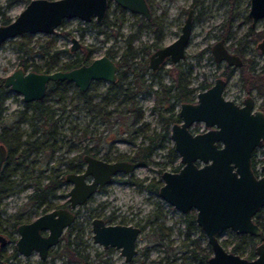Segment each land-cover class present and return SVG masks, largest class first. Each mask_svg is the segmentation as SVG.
<instances>
[{"label": "rangeland", "instance_id": "374dc122", "mask_svg": "<svg viewBox=\"0 0 264 264\" xmlns=\"http://www.w3.org/2000/svg\"><path fill=\"white\" fill-rule=\"evenodd\" d=\"M26 2L27 0H0V9L4 11V16L12 19ZM149 4L152 15L158 19L157 22L162 27L160 40L162 45L176 38L187 14L186 11L192 8L194 19L188 46L185 49L186 57L177 67L171 63H165L163 70L160 71L159 79L162 80V84L170 85L176 80L178 70L190 69L189 85L195 88V93L200 91L197 86L203 79L212 82L214 76L224 68L223 62H215L210 53L212 43L222 38L229 50L240 43L243 45L245 33L250 25V21L246 19L249 11L248 0H149ZM104 17L107 23L102 24L101 21L96 22L94 19L89 22L78 18L65 19L55 28L54 33L31 34L30 44L35 45L37 49L39 44L44 45L49 39L54 41L51 48L58 52V63L51 70L57 69L63 62L82 57L85 53H89L88 61L109 53H112V58L117 59L124 53L128 43L132 48L133 61L139 59L147 61L148 55L156 49L152 44L157 40L149 26L139 29V23L142 24L140 15L132 14L122 9L113 0H108ZM0 20H2L1 16ZM251 32L257 37L253 40L251 38L253 35L248 37L246 43L253 52L261 54L257 43L264 38V18L251 28ZM71 37H75L79 42L78 49L74 51L69 50ZM18 39V36L8 38L0 45V131L1 126L4 125L10 134L14 133L15 137L22 141L32 133L34 122L27 117L30 111L24 106L21 94L5 88L2 85L3 79L11 71L22 67L20 62L23 59L27 63L30 61L36 63L39 69H43L44 62L50 59L42 56L40 52H35L29 57L21 56V53L16 50ZM29 69L30 67L27 68ZM130 78L133 77L129 73L127 80ZM234 79L235 77H231L228 81L231 92L234 90ZM159 89L158 82H155L148 89L142 87L138 90L140 93L134 102L141 108L143 115L138 123L129 129L130 133L140 126V129L134 133L133 143L122 140L128 134L119 129L120 126L127 127L133 121L134 113L130 110V103L121 92L109 91L107 82H94L85 91L86 96H80L76 92L75 85L65 87L62 85L56 92L48 94L46 102L53 110V118L57 119L55 124L60 135L57 140L54 139L53 152L47 149L44 153H38L35 156L41 167V184L45 183L43 176L52 174L56 168L66 167L65 160L62 158H71L86 147L92 148V152L97 156L110 159L129 155L142 136L159 130L157 113L151 109L153 97L155 94L157 96L154 91ZM84 99H87L88 104ZM193 126L203 128V123H194ZM79 129L83 130V140H81L82 137L79 139ZM172 145L171 141H167L166 147L155 148L147 163L139 165L126 176H120L127 179L126 182L122 180L109 182L93 194L87 205L81 206L82 213L77 220L87 223L86 241L91 247L89 246L86 251L91 263L105 264L96 258L95 251L101 250V247L92 243L88 230L92 212L90 208L104 204L105 210L118 215V220L126 224H137L141 230L136 239L137 253L133 258L125 262L118 250L113 249L109 264H164L166 262L164 258L167 255L169 256L168 264H198V261L192 258L190 248L194 245L190 243V239L199 241L201 246H205L207 238L202 230L198 227L188 235L179 210L159 197L156 190L151 191L145 187L156 180H159L161 184L160 173L164 169L172 170L173 166L179 164V156L169 152ZM263 159L264 153L258 149L254 156L256 170L263 163ZM69 187L70 184L57 188L49 196L50 202L64 203ZM30 194H33V188L28 186L3 197L0 202V219L4 220L8 214L20 211L25 206L29 208L30 203L27 197ZM165 231L167 235L162 239L164 243L160 244L158 234ZM235 235L231 229H224L219 233L224 248L231 251V246L238 242ZM253 249L254 243L245 242L244 249H241L238 254L245 257ZM52 263L74 264L66 259V255L50 264Z\"/></svg>", "mask_w": 264, "mask_h": 264}, {"label": "water", "instance_id": "95a60500", "mask_svg": "<svg viewBox=\"0 0 264 264\" xmlns=\"http://www.w3.org/2000/svg\"><path fill=\"white\" fill-rule=\"evenodd\" d=\"M113 1L122 9L147 19L151 17L146 0ZM107 8L108 0H29L10 22L0 23V45L22 33L42 32L49 35L65 19L78 18L85 22L94 19L100 22ZM248 10L253 25L264 16V0H250ZM182 24L177 38L149 56L151 67L157 66L166 57L173 63L184 57L192 29L190 10ZM70 40L69 50L78 49V40L75 37ZM211 53L218 62L223 60L228 65L239 62L235 54L227 51L222 38L213 43ZM116 72V63L104 54L68 70L36 72L18 67L3 79L2 85L20 93L24 102H31L45 96L51 81L74 83L80 92H84L94 80L115 82ZM222 86V80L216 78L211 88L197 93L195 103H181L179 115L182 123L172 125L171 138L181 157L182 167L178 171L162 172L163 184L158 189V196L181 212L195 209L196 224L202 228L211 249L207 264H264V241L254 245L255 255L253 259H248L224 248L217 237L224 229L259 237L261 229L253 217L264 205V173L257 177L250 161L253 149L264 141V114L258 110L252 114L248 105L239 108L232 100L223 98ZM194 120H202L207 128H214L192 134L188 127ZM4 154L0 145V167ZM83 158L86 161L85 170L66 175L72 183L68 190L71 207L84 203L89 195L109 184L110 177L115 173L130 172L137 167L131 161L105 162L88 154ZM196 161L202 165L198 166ZM260 170L264 171V163ZM88 175L92 180L87 183L84 177ZM71 221L72 212L57 208L21 225V237L17 242L19 250L25 254L29 252L28 249L23 251V241L30 235L28 230L36 233L39 228L48 227L47 237L41 239L42 248L35 246L39 255L44 257L45 250L57 242L61 229ZM91 222L94 242L104 247L114 246L126 261L134 256L136 237L140 231L138 227L105 225L98 218H93ZM0 264L9 263L0 259Z\"/></svg>", "mask_w": 264, "mask_h": 264}, {"label": "flooded vegetation", "instance_id": "af4514ba", "mask_svg": "<svg viewBox=\"0 0 264 264\" xmlns=\"http://www.w3.org/2000/svg\"><path fill=\"white\" fill-rule=\"evenodd\" d=\"M28 1L29 0H27V2ZM146 3L149 6L151 17L149 19H147L143 15L136 13V14L140 15V17H141L140 22L142 24L140 25V23H139V25H138L139 29H141L142 27L145 28V26H147V25H145V22L152 20L153 23L155 25H157V27H160V29H161L159 32L160 38L156 39V37H155V39L157 41L155 43H153L152 45L155 46L156 49L153 50L148 55L147 61L142 60V59H139L138 61L137 60L136 61L128 60L130 62L131 70H134V72L136 74V78L132 75L131 71L126 70L125 71L124 87L127 88V87L131 86L132 87L131 89L136 88L137 92L135 93V96L133 98V102H134V99L140 93L138 91L140 88L144 87L145 89H148L151 87L152 83L158 82L160 89L154 91L157 93V96L155 94L153 97V100H152L153 104H152L151 109L157 113V122H159L160 127H159V130L157 132H152L151 134H147V135L142 136L141 139L136 144H140V143L146 144L148 142V137L150 135H152L154 138L158 137V135L161 134V132L163 131L164 127H167V130H168V135H167L166 140L164 142L165 143L164 147H166L167 141H171V143H173V139L171 138V133H172L171 127L175 123H177V124L182 123L181 117L179 115L181 103H188V104L195 103L197 101V98H196L197 93L211 88V86L214 84L216 78H220L223 82V86H222L223 88L221 91V95L223 98L228 99V100H232L234 105L236 104L239 108H244L248 105L250 107V113H252V114L257 112V110L261 111L264 114V57H262V58L259 57L260 55L264 56V43L261 44L262 41L264 42V38H261V40L257 43V48L259 49V52L261 54H258V53L256 54L255 52H253V49L249 48L248 43H246L248 40V37L253 35L251 37L252 40L257 37V35L255 36L253 34V32H251V28L257 22H259V20H262L264 18V16H263V18L257 19L256 22L252 25V21L248 16L249 11L247 12L246 19L250 21V25H249V28L247 29L246 33H245L246 37L243 40V45L240 43V45L233 46L232 50H229L228 47L226 46V44L223 42L227 51L230 54H235L238 57L239 62L237 64L228 65L223 60L219 61V62L214 60L217 63L223 62V65H224L223 70L214 76L212 82L207 81V79H203L197 86V88L200 91H197L195 93L194 92L195 88L193 86L189 85L190 69L178 70L177 75H176V80L174 82L170 83V85L162 84L161 83L162 80L159 79L161 76L160 71L163 70V68H162L163 65L165 63H171L172 65H174V67H177L179 62L186 57L185 56V50H184V57L179 59V61L176 63H173L169 57H166L161 62H159L157 66H155V67L150 66L149 56L153 52H155L158 48H161L167 44H165V45L161 44L160 40L162 38V36H161L162 27L157 22L158 19H155L154 15H152V10H151V6L149 4V0H146ZM247 5L248 6L250 5V0H248ZM1 10H2V8H1ZM188 10H190V12H191V24H192L193 19H194V16L192 13V8H188ZM188 10L186 11L187 14H186L184 20L186 19L187 15H188ZM130 13H132V12H130ZM134 13H132V14H134ZM12 19H9L8 22H10V20H12ZM184 20H183V22H184ZM182 23H181L180 29L183 25ZM192 26H193V24H192ZM176 35H177L176 36V38H177L178 34H176ZM249 40H250V38H249ZM158 41H159V43H158ZM213 43H215V42H213ZM213 43L211 45V49H212ZM187 46L188 45H186V47ZM210 53H211V51H210ZM211 55H212V53H211ZM106 56L109 57L111 60H113L116 63V66H117L116 78H117L118 73H120L121 71H124L125 67L123 68L121 65H119V59L118 58L117 59L112 58V53H109V55H106ZM213 59H214V57H213ZM89 62H90V60H89ZM57 69H59V68H57ZM61 69H59V70H61ZM62 70H68V69H62ZM129 73L132 75L133 78H130V80H127ZM156 77H157V79H156ZM231 77H235L234 83H233V89L234 90L232 92L230 91V88H229L230 85H228V81L230 80ZM136 80H137V82H136ZM94 82H107V89L109 91L110 90H113L114 92L118 91L117 87L113 86L114 82L94 80L91 82L90 86ZM115 82H116V79H115ZM59 84H60V86H58V87H61L62 85H64V87L74 85V83L66 82L64 80L59 82ZM48 85H47V87H48ZM57 89H56V91H57ZM46 90H47V88H46ZM85 91L80 92L77 88L76 92L80 96H83ZM228 94H229V96H227ZM44 95L45 96L43 98H46V96L48 95V94H46V91H45ZM43 98H41V99H43ZM34 101H37V100H34ZM31 102H33V101H31ZM31 102H24V106L26 103H31ZM137 107H138V113L140 112L141 117H142L143 112L139 106H137ZM138 121H136L134 119L131 124L127 125V127L126 126H124V127L120 126L119 127L120 131L124 130V132H126L128 134V136L126 138H123L122 140H124L126 142L133 143V138L135 136L134 133L140 129V126H137L136 128H134V131H132L130 133H129V129L135 123H138ZM198 122L203 123V128L193 126L194 123H198ZM213 128H214V126L207 128L204 124V121H202V120H200V121L194 120L193 123L188 127V131H190L192 134H194V133H202L207 129H213ZM82 131L83 130L79 129V132H80L79 139L82 137L81 140H83V136H82L83 132ZM56 137L58 139V135ZM21 142L22 141H20V139L15 137L14 133H11V134L9 133L7 127H5L4 125L1 126L0 145H2L3 150L5 151V154H4V157L2 159V163H1V167H0V186L3 185V187L0 188V202L3 199V197L7 196L8 194H13L16 191L19 192L24 187L31 186L34 190L35 186H41L42 185L41 181H40V172H41L40 169H41V167H40V165H38V162L35 159V156L38 155L39 152L35 151V150H33L31 152H28V151L24 152L21 149ZM218 145H220V143H218ZM156 148H158V147H156ZM91 149L92 148L86 147V148H83V150H81L75 156H72L71 158H62V160H65L66 167H64L62 169L56 168L52 174H46V175H52L53 176V175H56L58 173L57 177L59 179H61L62 182L56 187V189L63 186V185H67V184H70V187L72 186V183L66 179V175L68 173L77 174V173L83 172L85 170V166H86V161H85V158H83V157L87 154L92 156V157L99 158L105 162H113V161L123 160V161H127V162H130V161L134 162L137 165V167L139 166L137 164V161L133 158V151L129 155H122L119 158L110 159V158L100 156V155L97 156L94 152H92ZM171 149H173V151H171ZM258 149L262 153H264V141L262 142L261 145H259L258 147H255L253 149V152H252L251 157H250L252 171H254V174L257 177H260V175H262L264 173V171L260 170V166L264 163V159H263V163L260 164L258 170H256L254 168V164H255L254 156L258 152ZM169 152L171 154L179 156V164L173 166L172 170H166V169H164V170L170 171V172L178 171L182 167V164L180 162L181 157H180L179 153H177V151L174 148V143H173L172 147L169 149ZM195 163H197L198 166L202 165L199 161H196ZM174 167H177V168L174 169ZM162 172L160 173V176H161ZM129 173L130 172H122V171L115 173L114 175H112L110 177L111 178L110 182L120 181V180L126 182L127 179H123L120 176L121 175L126 176ZM45 176H43V177L45 178ZM91 178L92 177L90 175L84 177V179L87 183L92 180ZM31 179H33V181H31ZM153 184L157 185L158 188L156 191L158 193V189L163 184L162 176H161V184H159V180H156L155 182L152 181L151 183L145 185V187L148 185H153ZM106 185L101 186L99 189H101L102 187H104ZM70 187H69V189H70ZM149 188H150V186H149ZM149 188L147 187V189H149ZM55 190H54V192H55ZM153 190H151V191H153ZM97 191H99V190H97ZM97 191H95V192H97ZM51 194H53V193H51ZM51 194L44 195L42 193L37 192L35 194L36 196H35L34 200H31L29 198V196L31 195L30 194L27 197L28 201L30 203L29 208L25 206L24 208L20 209V211H14V213L8 214L7 217L4 218V220L0 219V259L3 262H5V263L7 262L9 264H50L51 262H54L55 260H59L60 257L64 256L63 254H60L59 252H60V249L64 246V243L67 242L68 244L69 243L72 244L71 247L73 248V253H75V255H78L79 257H81V260L72 261L74 264H93V263H91L92 261H90V256H89L88 252L86 251L87 248L90 246L89 243H87V241H86L87 233H88L86 230L87 223L85 221H80V220L78 221L77 220L79 214L82 213L81 212V210H82L81 206L87 205L89 203V199L93 196V194L89 195V197L85 200L84 203L78 204L74 207L70 206L69 191L67 193V199H66V201H64V203L53 204L52 202H50L49 196ZM168 204L171 205L170 203H168ZM171 206L173 207V205H171ZM105 207L106 206L104 204H100V205H96V206H93L90 208L92 212H91V217L89 219L90 224H89L88 230L90 233L92 243L101 247V250L96 249V251H95L97 260H99L101 263L104 262L105 264H109L111 261V255H112L111 252L113 251V249H117V248H115L114 246L104 247L103 245H100L99 243H96L93 241V234L94 233H92V229H91L92 228L91 220L93 218H98V219H102V221H104L105 225H111V224L122 225V224H125V225L136 226V227H138L139 230H140V226H138L137 224H130V223L126 224L123 221L118 220L117 219L118 215L112 211L110 212V211L105 210ZM57 208H63V209H66V210H69L70 212H72V221L67 226H65L61 229V232L59 233L57 242L50 244L48 246V248L45 250L44 257L39 255V249L38 248L36 249L35 246H39L40 249L42 248L41 239H45L47 237V234L49 233L48 227L47 228H39L36 231V233L28 230V233L30 235L28 234L29 237L23 241V251H27V249H28L29 252L27 254H25L24 252L19 250V247L17 245V242H18L19 238L21 237L20 233H19V227L21 225L28 224L31 221H33L34 219H36V217L44 215V214H46V212L56 210ZM174 208H176V207H174ZM176 209L179 210L178 208H176ZM179 212L182 215L181 218L183 219V225L186 228V222H185L184 217H185L186 213H188V212H192L194 217H195V209L190 208V209L186 210V212H181L179 210ZM255 215L253 217V221L257 224V222L255 221ZM195 218H194V221H195ZM195 225L198 229L199 226L196 224V221H195ZM259 227H260V225H259ZM200 229L202 230V228H200ZM260 229L262 230L261 227H260ZM140 231H139V233H140ZM221 231H219V233ZM202 232H203V230H202ZM186 233H187V228H186ZM219 233H218L217 237L219 238V241L222 245V241L220 240ZM259 237H255V238L259 239ZM136 239H137V237H136ZM258 242L259 241H257L256 243H258ZM136 243H137V241H136ZM222 246L224 247V245H222ZM135 247H136V245H135ZM209 249H210V246H209ZM117 250L119 252V249H117ZM136 253H137V249H136ZM120 255H121V253H120ZM70 256L71 255H68V257L66 256V259L69 262L71 259ZM102 257H104V258H102ZM122 257H123V260L125 262H129L133 258L132 257L130 260L126 261L124 256H122Z\"/></svg>", "mask_w": 264, "mask_h": 264}, {"label": "trees", "instance_id": "16d2710c", "mask_svg": "<svg viewBox=\"0 0 264 264\" xmlns=\"http://www.w3.org/2000/svg\"><path fill=\"white\" fill-rule=\"evenodd\" d=\"M0 16L2 17V20H0L1 23L6 24L8 22V18L4 16V11L0 9ZM102 23H107L106 18H103L101 21ZM145 25L149 26L152 31L154 32V36L156 39L160 38L159 32H160V27H157L153 23L152 20H149L145 22ZM19 39L17 40V47L16 50L17 52L21 53V56L29 57L32 56L36 53H39L50 59V61H45V67L43 69H39L38 65L32 61L29 63L26 62V60H21L20 64L24 70H27V68L30 67V70L40 72V71H50L52 68H54L57 65L58 61V52L55 50H52V44L54 41L51 39L47 40L45 44H39L38 48L35 49V45L30 44V38L31 34L30 33H22L19 36ZM130 44H127V47L121 55H119V65L122 67H125L124 71H121L118 73V76L116 78V82L113 83L114 87H117V90L121 92L126 100L129 101L130 103V110L131 112L134 113V118L136 121L139 120L141 117L140 112L138 113V107L136 106V103L133 102V98L135 96L136 88L131 89L132 87L129 86L127 88L124 87V80H125V71H131L132 75L136 78V74L134 70H131L130 68V62L128 60H132L133 53H132V48L129 46ZM89 57V53H85L82 55V57H76L72 59L70 62H63L61 65L58 67L59 69H69L74 66L81 65L83 63H87ZM59 82L61 81H51L48 84L46 94H52L56 91L58 86H60ZM137 82V80H136ZM85 95V93H84ZM83 95V96H84ZM86 96V95H85ZM87 102V99H84ZM88 104V102H87ZM26 108H29L30 114L27 116L29 120L34 123H32V133L24 138L21 142V149L25 152H31L33 150L38 151L39 153H44L47 149H51V152L54 151V139H57V135L59 136L60 133L58 131V127H56V120L53 118V110H51V107L48 106L46 102V98H43L41 100L33 101L31 103H26L25 104ZM0 113H1V108H0ZM25 116V117H26ZM26 117V118H27ZM32 135V136H31ZM168 135V130L167 127H164L163 131L161 134L158 135V137L154 138L152 135L148 137V142L146 144L140 143L136 144V147L133 150V158L137 161L138 165L145 164L148 162L150 159V154L152 150L156 147L162 148L165 146V140ZM33 137V138H32ZM32 138V139H31ZM51 140V141H50ZM173 151V149H171ZM177 167H174L176 169ZM58 173L56 175H46L44 180L45 183L42 184L41 186H35L33 190V194L29 196L31 200L35 199V194L37 192L42 193L44 195L54 193V190L56 187L62 182L61 179L58 177ZM57 177V178H56ZM150 186V188H149ZM0 186V188H2ZM149 189L148 190H157V185H148L146 186ZM255 221L257 222L258 225L262 228L260 237L259 239H256L254 236H250L247 234H236L235 236L238 238V242L233 244L231 246V251L235 252L238 254L241 249H244L245 242H250V243H256L257 241H264V206H261L256 213H255ZM185 222H186V228H187V234L189 235L190 232H193L195 229H197L194 221V215L192 212H188L185 215ZM160 226V225H159ZM167 235V232H161L158 234V240L160 244H163V238ZM202 235V234H201ZM190 243L194 246L190 248L192 258L196 261H198V264H207V258L211 254V249H209L208 244L206 243L205 246H201L199 241L190 239ZM72 244H68L67 242L64 243V246L60 249V254L66 255H71L70 261H77L81 260V257L78 255H75L73 253V248L71 247ZM223 245V242H222ZM240 255V254H239ZM241 256V255H240ZM254 256V249L247 255L245 256L248 259H253ZM169 256L167 255L164 258V261H166L164 264H168V259Z\"/></svg>", "mask_w": 264, "mask_h": 264}, {"label": "bare ground", "instance_id": "6f19581e", "mask_svg": "<svg viewBox=\"0 0 264 264\" xmlns=\"http://www.w3.org/2000/svg\"><path fill=\"white\" fill-rule=\"evenodd\" d=\"M92 198V197H91Z\"/></svg>", "mask_w": 264, "mask_h": 264}]
</instances>
